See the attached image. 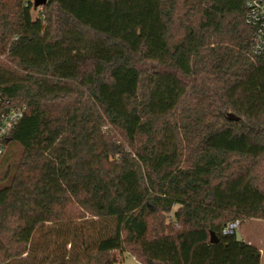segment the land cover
I'll list each match as a JSON object with an SVG mask.
<instances>
[{"label": "trees", "instance_id": "obj_1", "mask_svg": "<svg viewBox=\"0 0 264 264\" xmlns=\"http://www.w3.org/2000/svg\"><path fill=\"white\" fill-rule=\"evenodd\" d=\"M245 1L0 0V264H260L223 233L264 220Z\"/></svg>", "mask_w": 264, "mask_h": 264}, {"label": "built area", "instance_id": "obj_2", "mask_svg": "<svg viewBox=\"0 0 264 264\" xmlns=\"http://www.w3.org/2000/svg\"><path fill=\"white\" fill-rule=\"evenodd\" d=\"M245 21L252 29V52L264 56V0H246ZM24 106H13L11 100L0 93V159L2 158L9 137L18 122L24 116ZM238 221L231 222L223 229V233L236 232Z\"/></svg>", "mask_w": 264, "mask_h": 264}, {"label": "rangeland", "instance_id": "obj_3", "mask_svg": "<svg viewBox=\"0 0 264 264\" xmlns=\"http://www.w3.org/2000/svg\"><path fill=\"white\" fill-rule=\"evenodd\" d=\"M19 145L15 142L10 141L6 146V154L8 158H15L19 153ZM3 167L0 166V172H2ZM237 231L244 239H249L261 250L260 264H264V220H251L249 222H244L240 224ZM116 253V252H114ZM121 264H140L135 261L133 257L124 253Z\"/></svg>", "mask_w": 264, "mask_h": 264}, {"label": "water", "instance_id": "obj_4", "mask_svg": "<svg viewBox=\"0 0 264 264\" xmlns=\"http://www.w3.org/2000/svg\"><path fill=\"white\" fill-rule=\"evenodd\" d=\"M47 0H33V4L35 7H40V6H43L45 3H46ZM228 118L230 120H233V119H238L236 118L232 113H228ZM235 235H236V239L237 240H240L241 239V235L239 234V232L236 230L235 232ZM211 242H215V237L213 235V233H211V238H210ZM116 264H120V263H116Z\"/></svg>", "mask_w": 264, "mask_h": 264}, {"label": "crops", "instance_id": "obj_5", "mask_svg": "<svg viewBox=\"0 0 264 264\" xmlns=\"http://www.w3.org/2000/svg\"><path fill=\"white\" fill-rule=\"evenodd\" d=\"M241 238L243 239V240H246L248 243H253V242H251V240H249V239H244L243 237H242V235H241ZM254 244V243H253ZM260 249V248H259ZM260 253H261V250H260ZM261 258V257H260ZM134 259V258H133ZM135 260V259H134ZM136 261V260H135ZM138 262V261H137Z\"/></svg>", "mask_w": 264, "mask_h": 264}]
</instances>
